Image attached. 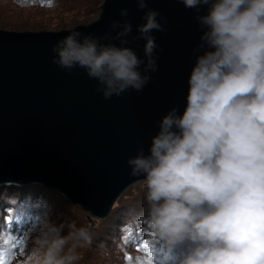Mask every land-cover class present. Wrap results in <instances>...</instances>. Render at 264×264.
I'll return each mask as SVG.
<instances>
[{
	"label": "clouds",
	"instance_id": "1",
	"mask_svg": "<svg viewBox=\"0 0 264 264\" xmlns=\"http://www.w3.org/2000/svg\"><path fill=\"white\" fill-rule=\"evenodd\" d=\"M180 2L197 10L199 54L183 111L172 107L148 152L127 160L146 189L139 219L154 233L160 264H264V0ZM135 3L146 9L136 26L143 58L127 46L132 24L124 19L111 24L119 45L69 28L52 45V63L84 69L104 99L142 91L158 68L153 33L166 29L148 0ZM96 242L72 215L47 213L27 230L25 264H81Z\"/></svg>",
	"mask_w": 264,
	"mask_h": 264
},
{
	"label": "water",
	"instance_id": "2",
	"mask_svg": "<svg viewBox=\"0 0 264 264\" xmlns=\"http://www.w3.org/2000/svg\"><path fill=\"white\" fill-rule=\"evenodd\" d=\"M148 7L160 12L166 29L153 33L158 68L142 91L111 99H104L84 69L68 72L52 63V45L69 28L119 45V29L111 24L128 19L127 46L143 58L136 26L146 9L135 0H102L95 20L68 28L0 25V185L55 189L87 218H104L142 180L130 175L127 160L141 147L148 152L164 114L174 106L183 111L202 32L197 10L180 0H148ZM121 8L128 9L127 17Z\"/></svg>",
	"mask_w": 264,
	"mask_h": 264
},
{
	"label": "rangeland",
	"instance_id": "3",
	"mask_svg": "<svg viewBox=\"0 0 264 264\" xmlns=\"http://www.w3.org/2000/svg\"><path fill=\"white\" fill-rule=\"evenodd\" d=\"M102 0H53L51 6L47 0H35V2H22V0H0V25L10 26H38V27H71L77 24L95 20L100 13ZM21 190L23 185L0 186V199L7 198L6 204L0 200V220H2L3 206L15 204L25 210L29 224H24L21 230L16 228L12 233L0 230V248L7 250L11 258L7 264H25V237L30 227H35L42 216L47 213L53 215H72L79 224L90 226L97 234V242L84 254L81 264H127L130 257L136 255L138 250L134 246V237L125 233L119 236L115 229L130 225L139 219L145 208V185L142 180L131 184L119 203L112 208L104 218L86 217L85 211L79 204L68 202L61 193L50 188H36ZM36 188L40 191H32ZM14 190V191H13ZM20 190L25 195L16 192ZM21 196L18 200H12ZM23 196V199H22ZM15 208L8 209V214L16 216ZM34 219V220H33ZM121 219V220H119ZM34 221V222H33ZM33 222V224L31 223ZM126 229V228H125ZM20 230V232H18ZM127 241L132 248H127ZM23 242V246L22 245ZM104 243L106 248L99 245ZM129 249V250H128ZM107 251V255L103 253ZM6 264L5 256L2 258ZM143 262V261H141ZM148 263V262H143ZM152 263V262H151Z\"/></svg>",
	"mask_w": 264,
	"mask_h": 264
},
{
	"label": "trees",
	"instance_id": "4",
	"mask_svg": "<svg viewBox=\"0 0 264 264\" xmlns=\"http://www.w3.org/2000/svg\"><path fill=\"white\" fill-rule=\"evenodd\" d=\"M29 185H23L21 186L22 188H20L21 190H31V186L29 187ZM5 185H3L4 187ZM9 186H14V185H10ZM18 186V185H17ZM33 187L36 188H44V186L41 185H37V184H33ZM36 188H33L34 190L32 191H40ZM46 188V187H45ZM14 191V190H13ZM16 192H20V194H23V196L25 195L23 192H21L20 190H15ZM22 196V199H23ZM21 196H18L17 198H13L12 200H18L20 199ZM9 198V197H7ZM7 198H2L1 200V204L4 205L6 204V201L8 200ZM69 202V201H68ZM74 204V203H73ZM12 209L15 208V212L18 215H22L25 214V210H23L21 207L15 205V204H7L6 206H3V215H2V220H0V230H4L5 228H7V225L10 223V221H12L16 216H11L8 214V209ZM121 220V219H119ZM135 221L130 225L124 227L123 229L119 228V226L121 225H116L115 229L117 230V233H119L120 235H123V233H125L128 237V234L131 235L132 233V238L134 237V246H136V250H138L139 253H137L136 255H134L133 257H130V261H128L127 264H144L143 262H148V264H154L156 263L154 258L156 257L157 253H156V248L157 244H156V240L154 237V233H152L149 229V227L147 226V224L141 220V219H134ZM126 228V229H125ZM127 248H132L133 245L129 244V242L127 241ZM129 250V249H128ZM5 256L6 262L10 261L11 258L9 256V253L7 252V250L0 248V264H2L4 261L2 258V256ZM143 261V262H141ZM152 262V263H151Z\"/></svg>",
	"mask_w": 264,
	"mask_h": 264
},
{
	"label": "snow or ice",
	"instance_id": "5",
	"mask_svg": "<svg viewBox=\"0 0 264 264\" xmlns=\"http://www.w3.org/2000/svg\"><path fill=\"white\" fill-rule=\"evenodd\" d=\"M22 2H35V0H22ZM41 2H44V0H41ZM53 0H47V3L51 6ZM23 246V242L22 245Z\"/></svg>",
	"mask_w": 264,
	"mask_h": 264
},
{
	"label": "bare ground",
	"instance_id": "6",
	"mask_svg": "<svg viewBox=\"0 0 264 264\" xmlns=\"http://www.w3.org/2000/svg\"><path fill=\"white\" fill-rule=\"evenodd\" d=\"M6 185V184H5ZM1 186V185H0Z\"/></svg>",
	"mask_w": 264,
	"mask_h": 264
}]
</instances>
